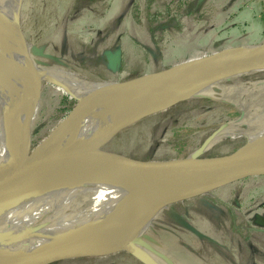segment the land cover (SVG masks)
Listing matches in <instances>:
<instances>
[{"label": "rangeland", "instance_id": "obj_1", "mask_svg": "<svg viewBox=\"0 0 264 264\" xmlns=\"http://www.w3.org/2000/svg\"><path fill=\"white\" fill-rule=\"evenodd\" d=\"M107 1L105 13L95 20L82 3L73 10V0H21L20 25L36 66L60 67L88 79L127 78L264 38V0H208L203 19L183 16L181 31L165 34L159 43L134 16L135 0ZM115 48L121 50V57L113 70L104 54ZM263 80L264 69L222 80L210 94L181 99L141 116L101 147L142 159H169L213 156L251 146L260 136L228 135L204 144L225 124L231 132L264 128ZM34 87L20 105L28 115L30 150L49 135L65 134L68 125L93 106L82 88L57 75ZM232 89L251 90L240 98ZM72 98L77 107L63 118L76 104ZM0 137L2 156L9 157L7 139ZM138 243L161 264H264V174L163 203ZM48 263L151 264L124 248Z\"/></svg>", "mask_w": 264, "mask_h": 264}, {"label": "bare ground", "instance_id": "obj_2", "mask_svg": "<svg viewBox=\"0 0 264 264\" xmlns=\"http://www.w3.org/2000/svg\"><path fill=\"white\" fill-rule=\"evenodd\" d=\"M20 7L21 0H0V136L4 135L5 139L7 135L2 127L5 101L9 97L11 104L16 86L22 87L26 80L23 66L10 60L19 57L18 46L7 49L8 43L15 42L10 22L13 19L20 21ZM233 51L236 50L230 49L222 55L230 57ZM227 63L235 65L207 77L201 76L203 71L224 64L199 59L191 62L195 67L193 70L155 76L148 74L125 81L91 80L60 67L41 68L37 65L35 84L57 75L82 88L93 99V106L68 125L63 137L49 135L37 150L94 142L113 126L144 109L148 108L147 114H150L180 101L181 97L207 95L222 80L264 69V57L259 56L236 58ZM261 83L264 84V80ZM250 90L231 91L242 98ZM77 104L66 116L76 109ZM9 106L13 111L17 110L13 105ZM19 107L23 114L25 108ZM225 125L215 130L204 146L224 136L244 135L246 139L260 137L241 150L264 149V128L252 133L231 132ZM2 145L0 137V168L9 161L8 157L2 156ZM215 185L198 182L173 191L139 172H74L56 162L0 198V264H13L18 257L68 245L130 249L147 258L151 264H161L138 243L158 208L165 201L204 193ZM151 201L154 204L149 205ZM142 209H147L145 216L139 223L134 222V217Z\"/></svg>", "mask_w": 264, "mask_h": 264}, {"label": "water", "instance_id": "obj_3", "mask_svg": "<svg viewBox=\"0 0 264 264\" xmlns=\"http://www.w3.org/2000/svg\"><path fill=\"white\" fill-rule=\"evenodd\" d=\"M11 30L15 37L14 43H8L9 47L18 46L19 57L12 58L13 63L23 66L25 71V84L18 88L16 86L15 98L9 102V97L5 101L2 110V127L7 135V145L10 151L9 161L0 168V198L32 180L56 162H61L63 166L74 172H133L141 173L149 178L161 182L164 186L173 191L185 186L204 182L220 184L233 179L264 174V149L243 151L241 149L213 156L187 155L169 159L137 158L114 150L103 149L101 145L119 129L131 124L146 115L149 109L137 113L123 123L117 124L108 131L100 135L94 142L79 143L77 145L60 146L49 150H37L38 145L30 150V134L28 127V115L25 109L22 114L20 105L27 99L35 87L36 64L32 58L27 45L24 33L21 29L20 21L14 19L10 22ZM11 44V45H10ZM264 38L259 42H250L240 45H231L222 47L210 53H204L200 56L183 59L179 62L160 67L158 69L143 72L127 78H95L91 80L115 79L118 81L131 80L150 74V76L160 74H176L186 70H193L195 67L191 62L199 59H207L214 64L224 65L209 67L203 71V77L210 76L222 69L229 67L230 62L236 58L264 57ZM230 49L236 51L230 52V57H223V52ZM12 50V49H11ZM121 50L107 49L105 51L106 62L108 66L115 70L121 57ZM211 64V63H209ZM77 98V97H76ZM187 98V97H186ZM180 99H185L181 97ZM76 103V102H75ZM13 105L17 108L13 111ZM17 105H19L17 107ZM75 106V104H74ZM73 106V107H74ZM20 120V122H19ZM169 201V200H168ZM154 201L149 203L152 204ZM167 201L163 202L166 203ZM154 204V203H153ZM145 208V207H144ZM147 209H142L135 217L134 222L139 223L145 216ZM120 248L100 249L79 246H61L46 249L41 252L18 257L13 264H46L53 260L73 256V255H101L112 252Z\"/></svg>", "mask_w": 264, "mask_h": 264}, {"label": "trees", "instance_id": "obj_4", "mask_svg": "<svg viewBox=\"0 0 264 264\" xmlns=\"http://www.w3.org/2000/svg\"><path fill=\"white\" fill-rule=\"evenodd\" d=\"M107 2V0H73L72 9L74 10L79 6L78 4L82 3L91 10L96 20L105 13ZM207 2L208 0H135L133 14L138 21L145 24L152 39L159 43L165 34L171 35L181 31L183 16L203 19L209 6ZM118 78L123 77L119 75ZM87 101H93V99L88 97ZM71 102L74 103L75 100L72 98Z\"/></svg>", "mask_w": 264, "mask_h": 264}, {"label": "flooded vegetation", "instance_id": "obj_5", "mask_svg": "<svg viewBox=\"0 0 264 264\" xmlns=\"http://www.w3.org/2000/svg\"><path fill=\"white\" fill-rule=\"evenodd\" d=\"M105 61H107V60H106V57H105ZM107 64H108V63H107Z\"/></svg>", "mask_w": 264, "mask_h": 264}]
</instances>
